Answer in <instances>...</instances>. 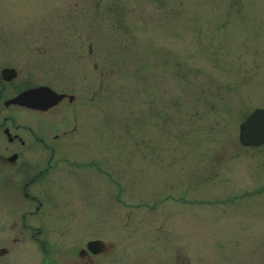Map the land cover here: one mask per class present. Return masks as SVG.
Wrapping results in <instances>:
<instances>
[{
  "label": "rangeland",
  "instance_id": "obj_1",
  "mask_svg": "<svg viewBox=\"0 0 264 264\" xmlns=\"http://www.w3.org/2000/svg\"><path fill=\"white\" fill-rule=\"evenodd\" d=\"M5 68L16 72L11 81ZM42 85L73 95L77 114L5 108ZM257 108L264 0H0V123L86 122L79 138L90 133V159L123 171L125 204L111 193V218L151 219L144 233L137 223L125 229L129 263L146 250L133 245L161 237V223L203 264H264V144L238 140ZM64 147L79 159L75 140Z\"/></svg>",
  "mask_w": 264,
  "mask_h": 264
},
{
  "label": "flooded vegetation",
  "instance_id": "obj_2",
  "mask_svg": "<svg viewBox=\"0 0 264 264\" xmlns=\"http://www.w3.org/2000/svg\"><path fill=\"white\" fill-rule=\"evenodd\" d=\"M57 93L65 97L46 110L5 108L14 106L40 118L63 106L77 111L72 107L73 95ZM5 120L0 123L6 141L0 149V264H203L200 251L190 254L170 233L163 234L161 223L156 226L159 240L145 237L143 244L133 245L145 248L143 254L130 263L124 260L125 229L137 223L145 232L151 219L124 211L111 218L110 194L116 205L125 204L123 171L119 167L110 171L107 164L90 159L85 149L90 133L86 134L89 138H79L83 125L88 130L86 122L70 128L65 124L60 130L46 122L7 127ZM73 140L80 146L74 154L79 159L71 160L66 156L72 150L64 146ZM92 188L95 191L88 194ZM95 205L96 213L84 211Z\"/></svg>",
  "mask_w": 264,
  "mask_h": 264
},
{
  "label": "water",
  "instance_id": "obj_3",
  "mask_svg": "<svg viewBox=\"0 0 264 264\" xmlns=\"http://www.w3.org/2000/svg\"><path fill=\"white\" fill-rule=\"evenodd\" d=\"M11 68L1 70L2 80L15 78ZM65 95L58 94L46 86L28 88L4 102V106L16 105L32 110H46L56 105ZM72 99V97H71ZM238 140L243 146H259L264 143V109H255L238 127Z\"/></svg>",
  "mask_w": 264,
  "mask_h": 264
}]
</instances>
